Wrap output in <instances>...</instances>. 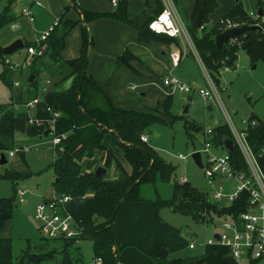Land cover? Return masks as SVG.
Masks as SVG:
<instances>
[{
  "label": "trees",
  "instance_id": "obj_1",
  "mask_svg": "<svg viewBox=\"0 0 264 264\" xmlns=\"http://www.w3.org/2000/svg\"><path fill=\"white\" fill-rule=\"evenodd\" d=\"M14 1L7 0L8 4L0 12V28L17 19V15L12 13L10 8V4ZM261 4L262 0H255V6ZM71 6L79 9L85 23L93 19L109 17L133 24L127 16V0H118L110 12L89 11L77 6L76 0H67L65 10ZM215 6V0H194L191 20L200 8L202 10L199 27L201 33L197 35V28L191 25H188L187 30L204 69L211 80L217 83L221 67H235L238 50L246 54L250 64L257 61L264 63V21H260L258 17L251 19L248 12L244 10L241 0H233V5L228 11L205 29L207 15ZM160 10L159 4L157 11ZM227 20L240 25L256 24L257 27L246 30L234 39L221 44L220 47H216L213 37L224 30ZM146 22L137 26L138 39L162 40L163 38L158 36L163 35L165 40H173L171 36L150 31L146 27ZM74 24L73 21L61 19L57 22L46 40L43 55L33 59L34 65L30 67V73L34 74V78L28 77L29 87L36 94L35 77L41 70L47 68L42 61V57H47L63 72L67 69L64 79L72 76L71 85L65 90H50L43 95L36 106L35 113L36 117L42 120L40 123H29V115L24 111H3L4 104H0V153L13 147V140L17 133L25 136L49 135L46 120L52 118V115L47 107L51 111L60 113L54 121V134H65V138L56 146L54 160L49 166L55 176L52 189L56 194H68L72 197L67 208L78 226L82 228V239L91 241L93 257L100 256L101 264H120L114 249L115 216L123 202L141 200L138 195L139 183L143 180L152 181L155 175H158L162 182L173 180L171 196L166 200L156 198L157 207L165 206L174 213L189 216L194 222L202 223L211 222L213 218L226 214L235 216L243 211L247 196L245 191L240 192L230 203L213 202L205 192L190 186L187 181L174 180L175 167L164 161L146 141L140 140V135L146 134L154 123L169 125L174 118H177L169 111V95L162 102L160 112L124 110L111 104L105 109L90 106L86 95L87 89L98 87L87 74L88 52L92 44L88 30L82 27V44L77 57L62 60L59 55L64 45V37ZM31 44L32 42H25L24 47ZM2 49L3 46L0 45V63L3 64L0 81L13 88V72L5 61ZM125 58L123 54L121 59ZM252 119L256 117L250 113L248 121ZM183 128L187 138L192 137L191 131H200L203 134V127L193 121H185ZM107 132L113 133L119 139V147L131 166L130 173L123 168L112 149L101 144L102 137ZM244 139L258 167L264 173V123L257 119L253 126L247 125L244 129ZM208 140L215 148H224V141L230 140L231 148L226 149L229 162L236 172L247 175L243 155L226 124L211 128V136ZM83 157H98L104 161L105 167L113 163L117 173L116 178L110 179L105 174L95 175L93 172L85 171L79 163ZM25 176L8 169L0 171V179H8L13 184ZM15 197L16 191L10 197H0V229L12 217ZM70 245H66L62 250V264H73L69 255ZM54 255V252L31 253L27 242L14 261L12 239L0 237V264H41L53 259ZM149 257L153 262L161 264H195L193 257L168 258L166 247L161 243L153 244ZM223 264H237V261L228 257ZM247 264H264V260L249 259Z\"/></svg>",
  "mask_w": 264,
  "mask_h": 264
},
{
  "label": "crops",
  "instance_id": "obj_2",
  "mask_svg": "<svg viewBox=\"0 0 264 264\" xmlns=\"http://www.w3.org/2000/svg\"><path fill=\"white\" fill-rule=\"evenodd\" d=\"M22 1L26 4H24L20 8L19 13L16 14L17 19L15 20V23L17 24V27L14 28V30H17L18 28L19 30L15 32L10 39L0 37V45L4 47L16 39H21L23 43L21 48L24 50V59L27 56L26 48L24 47L23 42V38H26L25 36H27L26 42H32L41 32L45 31L55 21H59L60 19L63 21H73L75 24L65 35L64 45L59 53L62 60H68L75 58L80 54L82 44V27L84 26L88 30L92 39V44L88 52L87 74L94 80L98 87H89L86 92L89 104L92 107L105 109L111 104L124 110L149 113L156 110L157 112H160L162 110V102L168 95H171V92L174 89L170 88L162 81L161 78L164 74L171 75L173 69L178 67L188 56L193 57L201 69L207 73L194 49L187 30L188 25H191L192 22L191 15L194 0H157L159 3H157L156 0H127V16L133 24H128L109 17L97 18L85 23L82 20V15L77 7L71 6L68 10H65L67 0ZM215 2L216 6L207 15L206 24L208 26H211L218 21L233 5V0H215ZM76 4L80 8L93 12H110L114 8L109 0H76ZM159 4L161 9L164 6L170 7L174 20L182 29L181 34L173 37L172 41L165 40L166 38L163 35L158 36L163 38L162 40L150 39L145 41L138 39L137 26L143 25L149 18L153 17L158 12L157 8ZM24 7L30 8L31 15L33 17L32 21H29L26 16L22 15L21 10ZM256 7L255 0H253L252 9H255ZM200 33L201 30L197 28L196 34L199 35ZM123 54L124 57H126L125 59H121ZM171 54H176L178 56V60L175 65L172 64L170 60ZM5 61L8 60L5 59ZM42 61L47 65L46 69L49 72L50 78L46 79V85L41 88V94H39L38 91V77L42 70L35 77L37 82V95L35 93L32 94L33 90L28 84V77L32 79L34 78V74L28 73L27 70L25 72L20 71L18 75H16L17 72H14L12 76L13 81H18L15 76L21 78L27 77L21 91L20 101L29 100L36 96L42 99L43 95L50 90L55 89L56 91H62L71 85L72 76L65 78L61 85H59L61 87L56 88L54 82L52 81L53 77L49 71V67H55L60 70V72H62V70L57 64H52L47 57H42ZM257 62L251 64V68L257 66ZM224 68L227 69L226 67ZM212 83L217 86L218 81L217 83L209 81V89L207 90L210 91V94L211 91L216 93V88L212 85ZM16 87H20V83L18 86L13 85L12 89ZM44 88L46 89V92L43 91ZM208 97H210V95L207 96V98ZM187 98L190 99L191 97L187 96ZM254 116L256 119L252 120L256 122L258 119L264 123V121L256 114H254ZM215 126L217 125H214L213 127ZM229 131L231 133L230 129ZM231 135L233 136L232 133ZM145 136L146 142H148V133H146ZM35 137L37 139L42 138L41 140L43 141L39 140V143L43 144L48 142V140L46 141V138L50 136L43 135L41 137ZM101 144L106 148L112 149L114 155L119 160L123 168L128 173L131 172V166L125 159L123 152L119 147V139L113 133H105L102 137ZM214 149H216V152L221 150L222 153H226L225 148L214 147L212 149L213 152ZM103 162L104 161L98 157H83L79 161L83 169L87 172L94 173L97 167L102 166L105 169L104 174L106 177L110 179L116 178L117 173L115 172L114 164L111 163L109 167H105ZM217 181L222 182L219 178ZM224 185L226 188L230 189L228 181H226V184ZM262 192L264 196V179L262 180ZM27 193L28 192L26 191V194ZM45 199L47 198H44L43 200ZM154 208H159L157 207L156 202L152 204L146 203L144 200L125 201L121 204L115 216L114 240V249L116 250L117 260L120 264H160L153 262L150 259L149 252L153 244L161 242V237L158 235H147L148 233L144 232L149 231L148 228H153V224L157 228L153 219ZM8 222L9 220L0 229V237H9L6 231V224ZM116 224L117 226L120 225L121 228L124 227L119 239L116 234ZM36 227L42 235V238L38 244H34L29 240H26V244L28 242L31 247V253L54 252L55 255L53 259L42 262L41 264H48L53 260H58L59 263L62 264V250L64 249L65 244L58 240L55 241L46 239L38 229L37 224ZM140 232H144V234L139 235ZM216 232V230H212L211 237H208L205 242H197V245L201 246L208 244L207 240L212 237H216ZM84 240L87 239H81L70 245L69 250L73 249L76 253H79L81 243ZM87 241H89L92 245L90 240ZM189 243L193 242L191 241ZM188 244V249H193L195 246V243H193V247L189 248ZM16 258L17 257H13V260L15 261ZM227 258L228 250L226 248L224 255L214 258L212 257L211 264H223Z\"/></svg>",
  "mask_w": 264,
  "mask_h": 264
},
{
  "label": "rangeland",
  "instance_id": "obj_3",
  "mask_svg": "<svg viewBox=\"0 0 264 264\" xmlns=\"http://www.w3.org/2000/svg\"><path fill=\"white\" fill-rule=\"evenodd\" d=\"M241 3L246 12L253 8V0H241ZM7 4V0H0V12ZM24 4L26 3L22 0H15L10 4L11 11L18 14ZM208 27L207 24L204 25L205 29ZM18 30L19 28L17 30L12 29L11 24H9L0 29V37L10 39ZM25 37L23 38L24 43L27 39V36ZM23 55V48L5 55V59L14 64H27V67L19 70L16 75L20 71L25 72L26 70L30 73V67L34 65L33 58L31 59L27 55L23 59ZM235 63L234 69L220 68L217 86L212 83L216 88V93L211 91L210 97L202 98L197 93V89H209V81H213L193 57L185 58L178 67L173 69L171 74L179 82L190 87L189 92L178 91L175 88L171 92L169 111L177 118H174L169 125L154 123L147 131V143L155 149L164 161L175 167L174 180L183 177L190 186L205 192L207 195H209L210 189L205 183L201 168L193 163L190 156H186L185 160L176 157L178 153L187 154L193 148L198 149L204 141L200 131H191L192 137L187 138L183 123L193 121L203 128L226 124L234 136L235 131L241 132L245 129L246 123L243 121H248L250 113L256 114L264 121V63L258 61L257 66L251 68L249 60L241 50L237 52ZM2 69L3 64L0 63V72ZM49 71L55 87L60 88L59 85L64 81L67 69L60 72L55 67H49ZM15 77L19 81L20 87L14 89L0 81V104H4L3 111L12 110V103L20 102L21 91L27 77ZM49 78L48 70L43 69L38 77L39 94L42 93L41 88L46 85L45 81ZM187 96L191 98L187 100ZM41 139H37L35 136L15 134L13 148L27 145L29 149L24 153H17L13 157H6L7 151H5L4 155L7 162L3 165L0 164V171L8 169L26 175L15 184L8 179H0V197H10L15 194L18 188H24L28 192L26 204H20L17 197L14 198L13 214L6 224V231L12 239L13 257H17L26 246V240L38 244L42 238L33 220V210L36 204L53 194L54 173L49 166L54 160V146L50 141L51 137H47L46 141L48 140V142L43 144L39 143ZM213 153L216 155L223 154L221 150L216 152V149ZM200 158L203 160L202 154ZM226 181L232 188L233 181L231 180H222L221 183L224 185ZM172 184V179L162 182L158 175H155L152 181L143 180L139 183L138 195L146 203L153 204L156 202V198L166 200L171 196ZM153 219L157 228L153 224V228H148L149 231L144 232H147V235L161 237L160 243L166 247L168 258L193 257L195 264H211L212 257H219L226 252V248L220 244L197 245V242H205L208 237H211L212 230L218 231L220 229L218 218H213L211 222H194L189 216L174 213L167 207L160 206L158 209L154 208ZM123 228L116 224L118 239ZM144 232H140L139 235H143ZM191 241L195 243V246L193 249H188L187 244ZM69 251L73 264H89L93 261L92 245L87 240L81 243L79 253L73 249ZM48 264L60 263L58 260H53ZM237 264H247V261L240 259Z\"/></svg>",
  "mask_w": 264,
  "mask_h": 264
},
{
  "label": "built area",
  "instance_id": "obj_4",
  "mask_svg": "<svg viewBox=\"0 0 264 264\" xmlns=\"http://www.w3.org/2000/svg\"><path fill=\"white\" fill-rule=\"evenodd\" d=\"M113 6H116L118 0H109ZM262 8V16H257L256 9L248 12L251 19L257 17L260 21H264V0L260 5ZM23 16H26L29 21L33 17L29 7H24L21 10ZM58 21H55L45 31L41 32L37 38L32 41V44L26 47V53L29 58H35L43 55L46 48V40ZM238 23L230 21L225 22L224 29L231 26H239ZM15 22L11 23V28H16ZM146 27L155 33H163L167 36L176 37L181 34L182 29L174 20L170 7L164 6L152 18L146 22ZM234 39V38H233ZM232 39H229L230 41ZM172 64H176L178 56L170 55ZM9 69L14 73L23 70L27 64H14L7 61ZM162 81L170 88H175L178 91L189 92L190 87L179 82L170 74H164ZM14 86H18V81H13ZM46 92V89H43ZM197 93L205 98L210 95L207 89H197ZM41 99L36 96L29 100L12 103V109L15 111H24L29 115V123H40L42 120L36 117V106ZM47 110L51 113L52 118L46 120L49 126L48 136L51 137V143L58 146L65 134H54V121L60 115L57 111H51L49 107ZM246 126H253L254 120L243 121ZM246 128V127H245ZM204 141L198 149H192L187 154L178 153L177 158L185 160L186 156H190L193 151H198L200 156L203 155V160L200 158L201 170L205 178V183L210 189L209 198L211 201L218 204H227L237 198L238 194L245 191L247 196L245 199V209L237 215L229 214L222 215L220 220V229L216 232V237L207 240L208 244H220L227 248L228 257L238 261L240 259H261L264 260V196L262 192V180L264 173L260 171L254 156L249 151L245 139L244 130L234 133V141L240 149L247 167V175L236 172L231 163L227 153L216 155L213 153L214 148L208 138L211 136V128H203ZM140 140L146 141L145 134L140 135ZM29 146L14 147L7 150L6 157H12L19 152H25ZM1 154V153H0ZM233 181V187L228 189L217 179ZM178 182H184V178H178ZM26 190L24 188L16 189V197L20 204H25ZM72 197L68 194H56L53 192L52 196L40 201L34 207L33 220L36 222L38 229L46 239L58 240L66 245L74 244L82 239V228L78 226L73 215L67 208L68 202ZM189 248L193 247V243L188 244ZM100 256L93 257V261L89 264H101Z\"/></svg>",
  "mask_w": 264,
  "mask_h": 264
},
{
  "label": "water",
  "instance_id": "obj_5",
  "mask_svg": "<svg viewBox=\"0 0 264 264\" xmlns=\"http://www.w3.org/2000/svg\"><path fill=\"white\" fill-rule=\"evenodd\" d=\"M256 14L257 16H262V8L261 6H258L256 9ZM201 16H202V10L199 8L191 22V26L193 28H199L201 25ZM257 25L256 24H241L239 26H231L228 27L224 30H222L221 32L217 33L214 35L213 37V41H214V45L216 47H220L221 44L226 43L229 39H233L235 38L237 35H239L240 33L249 30V29H253L256 28ZM23 46V43L21 41V39H16L13 42H11L10 44L6 45L3 47L2 49V53L4 55H8L10 53H12L13 51L21 48ZM253 67V66H252ZM189 98H187L188 100ZM232 145V142L230 140H225L224 141V148L225 149H230ZM190 158L192 159L193 163L197 166V167H201V163H200V154L198 151H193L190 153ZM6 158L4 153L0 154V164L3 165L5 164ZM105 169L102 166H99L96 168L94 174L95 175H101L104 174Z\"/></svg>",
  "mask_w": 264,
  "mask_h": 264
}]
</instances>
